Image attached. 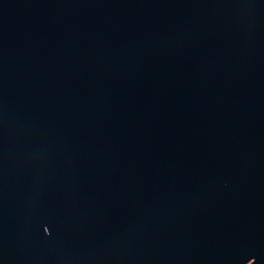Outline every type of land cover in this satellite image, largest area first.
Segmentation results:
<instances>
[{
	"label": "water",
	"instance_id": "1",
	"mask_svg": "<svg viewBox=\"0 0 264 264\" xmlns=\"http://www.w3.org/2000/svg\"><path fill=\"white\" fill-rule=\"evenodd\" d=\"M0 264H264V0H0Z\"/></svg>",
	"mask_w": 264,
	"mask_h": 264
}]
</instances>
